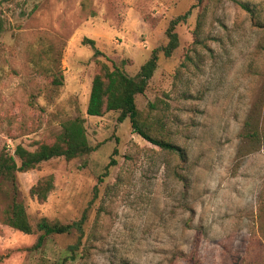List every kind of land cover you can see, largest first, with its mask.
I'll return each instance as SVG.
<instances>
[{
	"label": "rangeland",
	"instance_id": "obj_1",
	"mask_svg": "<svg viewBox=\"0 0 264 264\" xmlns=\"http://www.w3.org/2000/svg\"><path fill=\"white\" fill-rule=\"evenodd\" d=\"M187 13L175 26L178 48L159 53L136 97L142 122L181 158L118 112L92 117L87 106L101 63L124 62L136 77ZM0 21V153L52 144L77 117L94 148L17 174L31 235L5 223L1 185L0 264H264V0H0ZM50 175L48 199L32 198ZM82 217L81 238L37 246L41 219Z\"/></svg>",
	"mask_w": 264,
	"mask_h": 264
},
{
	"label": "trees",
	"instance_id": "obj_2",
	"mask_svg": "<svg viewBox=\"0 0 264 264\" xmlns=\"http://www.w3.org/2000/svg\"><path fill=\"white\" fill-rule=\"evenodd\" d=\"M242 6L245 10L251 12L246 5L242 4ZM187 16L188 13L172 21L167 31V45L152 52L151 57L141 67L136 77L132 78L124 72L122 67L124 62H122V66L116 64L109 66L101 63L100 71L92 82L87 106V114L92 117H103L106 113L118 112L119 123L129 119L134 133L161 150L178 154L181 158H184V153L180 147L162 137L153 135L148 126L142 122L141 113L136 104V97L145 93L150 80L154 76L158 68L159 53L163 52L165 57L170 58L178 48L179 38L177 33L174 32L175 26L180 20L186 19ZM2 30L3 25L0 21V34ZM83 45H87L94 50L95 58L103 56L102 52L97 49L95 41L85 38ZM84 124L85 120L82 118L69 119L62 124L61 132L52 144H41L33 150H30L26 145L17 144L14 155H11L6 149L1 151L0 188L3 183L9 185V189H4V191L10 199V204L3 212L4 221L9 227L26 235L34 233L26 208L19 200L17 174L35 170L42 163L53 159L64 158L67 161H71L91 154L94 148L89 144ZM115 153L116 150L114 151ZM113 165L114 161L111 160L106 166V172ZM53 190L54 177L50 175L39 180L30 189L29 194L32 198L45 202ZM84 222V217L72 224H61L59 222H51L45 218L41 219L36 225V230L41 232L37 246L42 244L45 237L70 234L73 231L78 232L81 238ZM72 250H75V246H72Z\"/></svg>",
	"mask_w": 264,
	"mask_h": 264
}]
</instances>
